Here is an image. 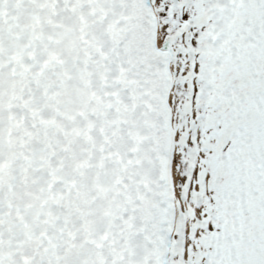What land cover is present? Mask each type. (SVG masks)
Listing matches in <instances>:
<instances>
[{
  "label": "snow or ice",
  "instance_id": "obj_1",
  "mask_svg": "<svg viewBox=\"0 0 264 264\" xmlns=\"http://www.w3.org/2000/svg\"><path fill=\"white\" fill-rule=\"evenodd\" d=\"M0 264H264V0H0Z\"/></svg>",
  "mask_w": 264,
  "mask_h": 264
}]
</instances>
